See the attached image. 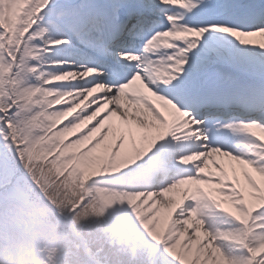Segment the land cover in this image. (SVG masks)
Segmentation results:
<instances>
[{
	"label": "snow or ice",
	"instance_id": "6c2138e0",
	"mask_svg": "<svg viewBox=\"0 0 264 264\" xmlns=\"http://www.w3.org/2000/svg\"><path fill=\"white\" fill-rule=\"evenodd\" d=\"M0 264H264V0H0Z\"/></svg>",
	"mask_w": 264,
	"mask_h": 264
}]
</instances>
